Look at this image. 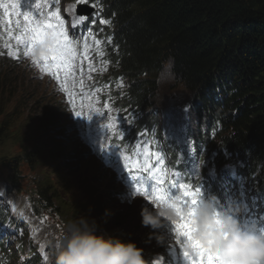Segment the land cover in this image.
<instances>
[{
    "label": "trees",
    "instance_id": "1",
    "mask_svg": "<svg viewBox=\"0 0 264 264\" xmlns=\"http://www.w3.org/2000/svg\"><path fill=\"white\" fill-rule=\"evenodd\" d=\"M90 3L96 4L101 19L109 20L110 26L115 27L110 54L117 72L129 78L130 98L140 109L156 103L151 99L157 92L158 76L165 62L174 58L172 73L192 97L191 115L199 124L197 132L204 125L216 135L210 143V150H214L211 153L219 158L225 152L234 153L236 159L240 157L243 161L251 153L253 165L264 176V0H90ZM0 63V140L3 141L18 118L16 108H10L17 80L13 72L16 66L6 59ZM53 115V119L39 120L41 129L58 120V113ZM62 142L53 136L45 143L56 158L53 168L39 157L46 155L42 154V147H46L42 145L37 147L41 149L39 154L25 149L19 157L6 156L3 161L6 168L20 162L38 172L33 178L32 197L44 204L45 211L57 200L66 199L70 192V181L50 178L60 175L62 164L57 163L62 160L71 171L74 162L76 167L82 164L79 156L85 158L80 153L79 156L68 153L67 144ZM74 173L76 178L84 175L80 181L83 180L84 190L90 196L87 201L95 207V213L106 217L107 221L100 225L107 227L111 236L130 240L125 232L127 224L121 221L124 218L120 213L109 216L106 211L108 206L112 207L109 201L94 195L101 188L93 177H87L82 169ZM89 189L93 192L88 193ZM108 197L112 200L110 194ZM5 218L7 212L0 209V219ZM133 229L135 232L134 225ZM36 257L28 263L34 264Z\"/></svg>",
    "mask_w": 264,
    "mask_h": 264
},
{
    "label": "rangeland",
    "instance_id": "2",
    "mask_svg": "<svg viewBox=\"0 0 264 264\" xmlns=\"http://www.w3.org/2000/svg\"><path fill=\"white\" fill-rule=\"evenodd\" d=\"M75 7L76 6L71 2L70 6H67V4L65 5V13L62 12V15H66L67 20L70 22L77 18L74 13L79 12ZM82 35H87V38L95 37L100 43L103 42V38L94 32V26L91 27V31H88V25H86ZM80 40L82 41L83 39ZM25 66L26 65H22V67L19 66L15 69L16 72L13 71L15 73V79L17 80V86L16 91H12L13 97L10 108H16L18 117L16 125L13 126L12 130L7 134V137L3 141L0 140V208L4 210L7 208L9 210L7 211L9 213L8 218L11 223L15 224V226H11L8 223H2L4 226L0 228V235L3 236V238L8 236V241L5 242V244L7 245L8 243L10 245L11 252L15 251V255L12 259L15 264H29L26 262H28L33 250L35 253V250H37L38 254V257L33 260L34 264H54L56 243L68 222L80 216H84L96 226L98 234L110 235L107 227L105 228L100 225H104L107 221L106 217L99 216L95 213V207L93 209L91 203L87 201L90 196H88L84 190L83 186H86L85 183L82 184L81 182H83V180L80 181L84 175H78L76 178L74 172L82 169L84 173L87 172V177L92 178L94 176L93 181L96 183L97 187L101 188V192H105L106 195L104 196H107V192H110L108 189L113 187L111 183H115L116 186H119V184L116 182L117 174L115 177L114 171L111 170L112 162H106V159H103L102 157L100 162L92 159L91 161L86 160L85 163H82L79 167H76L77 164L73 161L75 166L71 171V167H69V170L66 169L64 166L65 162L61 160V162L57 163L62 164V167L59 169L60 175L55 174L50 176V178L54 179L55 176L59 182H61L62 179L70 181V192L67 194L68 196L65 195L66 199H63V201H61V199L57 200V202L53 204L51 210L45 211L42 208L44 204L39 203V199L36 197L32 198L30 196L35 195V193L32 192L34 187L33 178L38 176V172L32 170L30 166L20 162H16L11 169L6 168L3 163L6 156H9L10 158L19 157L25 149L29 152L32 151L34 154H39L41 149H37V147H40V145L46 146L42 147V154L46 153V155H40L39 157L42 160H46L48 162L47 165H51V167L48 166L49 168H53L52 166H56V158L49 152V145H45V143H47L48 138L53 136L59 138V141L63 140L60 130L61 123H59L60 115L58 120H55L56 123H51V128V125L49 128L44 129H41L39 126L40 119H53V113H55V111H52L54 109L58 110L55 107V105L58 104L55 100L57 98L55 97V99H53L52 97V93L54 92L53 87L48 83L46 77L38 72L24 70L23 68ZM160 76L161 74L157 79L156 95L151 99V101L156 100V103H150L149 107H146L143 111L142 117L148 120L151 118L152 114H156L159 118L158 120L162 123L165 114L169 117L172 114L174 120L181 118L190 127L192 119L184 111L187 101L191 98L190 93L185 91L181 84L176 81L174 75L171 80L164 83L160 82ZM106 93L111 96L110 105L113 114L118 118L120 116H127L129 120L132 121L133 125L136 118L130 117L126 112L118 111V107L116 106L111 91V86L106 88ZM121 121L123 124L127 125L123 130L126 135L127 132L130 131L132 125H128L124 122L123 117H121ZM138 121L140 122V125L147 123L141 119H138ZM170 123L169 129L160 132L157 136L166 137L168 142L173 141V143L176 144L174 140L186 134V127L183 124H180L179 126L173 125L171 119ZM55 132L57 134H54ZM140 139L142 140L144 138L142 137ZM138 143H140V141H137V144ZM178 143L180 144L181 141H178ZM62 144H64V141ZM68 151V153H70V150ZM74 152H76V154L79 153L73 149V153ZM100 165L102 167L104 166L103 170L107 169V171H105V175L107 176L106 179L108 178V182L109 179L111 180L108 184L107 180L104 179L105 175L103 171L98 169ZM44 168L39 170L41 174L44 172ZM93 181H91L90 184H93ZM103 187H105V190H102ZM250 190H252V188ZM87 192L92 193L93 191L89 189ZM97 192L94 195L98 196ZM69 199H72V201ZM106 200L109 201L108 204L114 205V207L108 206V209L106 210L109 212L108 215L114 216L111 214L120 213L122 218H124L121 219L122 223L126 222L127 224L125 232L127 236L130 235L131 241H134L137 246L143 250H146V248L148 250H160V246L163 243L162 228L153 232V230L141 225L140 209L129 204H120V209L110 198H107ZM249 200L251 201V199ZM64 201L68 202L67 205L64 204ZM257 204V202L249 204V208H251L250 210L253 209L256 211ZM35 205L36 210L34 209ZM252 206H255V208ZM16 208L25 209L24 218H20L15 214L13 209ZM133 225L135 227V232ZM118 230L120 233H124L122 229L118 228ZM14 231L17 233L14 234ZM145 236H148L149 239L143 238ZM19 244L24 248L27 246L26 250L30 251L26 257L22 256L23 249L17 250ZM45 257H47V259H45ZM144 257H149L147 252L144 253ZM37 259L39 260L36 262Z\"/></svg>",
    "mask_w": 264,
    "mask_h": 264
},
{
    "label": "snow or ice",
    "instance_id": "3",
    "mask_svg": "<svg viewBox=\"0 0 264 264\" xmlns=\"http://www.w3.org/2000/svg\"><path fill=\"white\" fill-rule=\"evenodd\" d=\"M77 2L80 5L90 7L93 11L89 15H80L72 21L73 32L71 35L58 7L54 11H45L53 7L52 0H29L30 10H22L23 0H0V9L3 10V19L9 37L15 39L17 45H23L24 56L31 58L33 65L37 66L42 73H47L53 77L65 91H68V100L76 116H84L90 120L92 114L106 116L104 111L96 109L91 103L87 105V111L85 110V101L95 94L81 92L80 110H77L74 100L75 93L67 87L70 81L73 84L76 82L77 72H79L81 76L80 87L81 89L84 88L82 77L85 73V63L89 74L96 71L93 64L94 57L87 43V35L77 38V32L75 31L78 25L85 23L88 25V31H91V27L96 23V4L90 3V0H77ZM56 3L58 4L59 0H56ZM99 23L107 25L110 21L100 19ZM13 29L18 30V34L15 36L12 35ZM80 39L84 41L82 51L78 50ZM92 39L98 49L100 41L95 37ZM38 46H42L46 50L45 54L40 57L35 55V49ZM99 54L104 55L103 52ZM9 55L14 56L16 53L10 51ZM88 79H92L91 75L88 76ZM96 91L99 92L100 89ZM104 107L111 112L109 105L106 104ZM131 115L136 118L135 112ZM106 117L108 123L104 126L108 129L110 135L103 144V148L119 149L120 156L123 158L124 169L133 182L134 195L143 197V202L150 207L159 208L164 203L178 201L182 207L193 210L202 198L201 187L193 189L191 184L183 182L184 176L179 172L172 174L176 177L175 179H170L169 173L164 167L161 153L151 152L147 141L141 140L136 145L135 154L138 158L136 160H132L128 155H125L119 145L108 143L111 136L115 134L114 130L118 125L115 117L111 115ZM121 117L128 125H132V121L127 116H120V127ZM146 134L147 130L138 132L137 138H142ZM118 138L120 140L125 139V132L122 129ZM141 146L144 148L143 151L140 150ZM192 214H194L193 211H190L188 215L180 211L178 212V219L165 224L172 226L175 241L182 250L186 264H223L217 255L205 248L195 238V229L190 219Z\"/></svg>",
    "mask_w": 264,
    "mask_h": 264
},
{
    "label": "clouds",
    "instance_id": "4",
    "mask_svg": "<svg viewBox=\"0 0 264 264\" xmlns=\"http://www.w3.org/2000/svg\"><path fill=\"white\" fill-rule=\"evenodd\" d=\"M46 50L35 49L40 57ZM174 58L163 66L160 82L172 79ZM215 198H201L193 210L182 207L178 201H170L159 208L145 204L140 211L141 225L155 232L178 219V212L188 215L195 229V238L217 255L223 264H264V230L244 228L231 211H220ZM24 218L25 209H14ZM54 264H148L144 250L134 241L122 240L111 235L98 234L96 226L86 217L80 216L65 225L56 243Z\"/></svg>",
    "mask_w": 264,
    "mask_h": 264
},
{
    "label": "bare ground",
    "instance_id": "5",
    "mask_svg": "<svg viewBox=\"0 0 264 264\" xmlns=\"http://www.w3.org/2000/svg\"><path fill=\"white\" fill-rule=\"evenodd\" d=\"M253 163V155H251V153H247V168L249 167V165H251ZM252 174H255V173H252ZM260 179H261V176L260 177H256L255 179H254V181H256V182H259L260 181ZM262 186H264V182H261L260 184H259V188H261ZM257 206H258V204H257ZM256 206V207H257ZM253 208H255V206H252ZM251 209V208H250ZM262 211V210H261ZM255 212H260V210H258V207L256 208V211ZM261 214V213H260Z\"/></svg>",
    "mask_w": 264,
    "mask_h": 264
}]
</instances>
